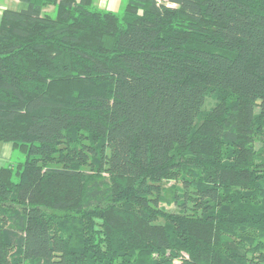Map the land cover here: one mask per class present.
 <instances>
[{
    "label": "trees",
    "instance_id": "obj_1",
    "mask_svg": "<svg viewBox=\"0 0 264 264\" xmlns=\"http://www.w3.org/2000/svg\"><path fill=\"white\" fill-rule=\"evenodd\" d=\"M22 1L0 13V143L25 156L0 168V264H264V0Z\"/></svg>",
    "mask_w": 264,
    "mask_h": 264
},
{
    "label": "crops",
    "instance_id": "obj_2",
    "mask_svg": "<svg viewBox=\"0 0 264 264\" xmlns=\"http://www.w3.org/2000/svg\"><path fill=\"white\" fill-rule=\"evenodd\" d=\"M94 7L110 11L113 13H122L127 0H92ZM166 2V0H157ZM27 5L22 0H0V13L4 10L21 11L26 9ZM53 7V6H51ZM48 8V7H47ZM46 9V8H45ZM44 9V12L46 11ZM16 153L11 143H0V168L18 163L21 161V154Z\"/></svg>",
    "mask_w": 264,
    "mask_h": 264
},
{
    "label": "rangeland",
    "instance_id": "obj_3",
    "mask_svg": "<svg viewBox=\"0 0 264 264\" xmlns=\"http://www.w3.org/2000/svg\"><path fill=\"white\" fill-rule=\"evenodd\" d=\"M46 11L43 12L45 15H48L49 17H54L55 16V9L54 7L49 6L48 8L45 9ZM216 103L215 98L211 95L208 94L205 98L204 104L202 106L201 112L202 114L207 113ZM19 156V154H18ZM21 156V161L18 163H23L25 161V156L24 155H20ZM86 172H89L88 168H85ZM104 175V174H103ZM103 175H101L103 177ZM105 176V175H104ZM90 189H89V196H90V201H95V199L97 197H100L101 195H103V193H105L107 191V187L106 184L103 180L99 179V180H95L93 183H90ZM94 195H97L94 196ZM93 197V199L91 198ZM96 197V198H94Z\"/></svg>",
    "mask_w": 264,
    "mask_h": 264
}]
</instances>
